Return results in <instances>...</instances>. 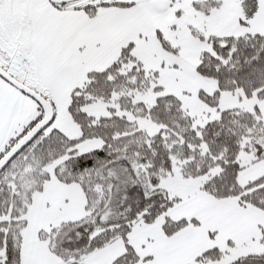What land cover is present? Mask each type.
Masks as SVG:
<instances>
[{
    "label": "snow or ice",
    "instance_id": "6c2138e0",
    "mask_svg": "<svg viewBox=\"0 0 264 264\" xmlns=\"http://www.w3.org/2000/svg\"><path fill=\"white\" fill-rule=\"evenodd\" d=\"M0 264H264V0H0Z\"/></svg>",
    "mask_w": 264,
    "mask_h": 264
}]
</instances>
